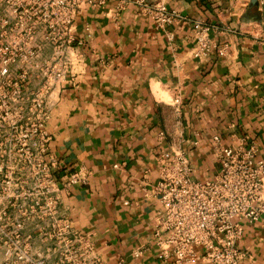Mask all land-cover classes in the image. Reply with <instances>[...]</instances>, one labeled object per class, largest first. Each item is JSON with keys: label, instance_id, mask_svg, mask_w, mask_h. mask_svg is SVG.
<instances>
[{"label": "crops", "instance_id": "1", "mask_svg": "<svg viewBox=\"0 0 264 264\" xmlns=\"http://www.w3.org/2000/svg\"><path fill=\"white\" fill-rule=\"evenodd\" d=\"M167 6L183 20L164 31L134 8L116 18L87 9L75 32L83 46L69 54L67 82L52 95L46 130L55 177L59 185L74 171L88 177L86 186L61 192L59 211L91 237L106 264H162L152 245L161 154L184 151L198 182L218 171L213 137L224 147L254 145L264 156V6L259 0ZM197 24L225 49L223 57L217 50L194 57ZM42 53L44 60L51 54ZM138 249L143 255L133 259ZM239 250L241 264H264L260 224L244 225Z\"/></svg>", "mask_w": 264, "mask_h": 264}, {"label": "built area", "instance_id": "2", "mask_svg": "<svg viewBox=\"0 0 264 264\" xmlns=\"http://www.w3.org/2000/svg\"><path fill=\"white\" fill-rule=\"evenodd\" d=\"M167 1L0 0V264H106L91 237L75 230L59 211L61 192L86 186L88 177L74 171L61 185L55 177L58 163L48 154L52 137L46 130L55 105L52 95L67 82L69 54L83 46L75 32L87 9L116 18L134 8L164 31L183 20ZM259 3L264 6V0ZM207 33L195 25L194 57L201 60L213 50L223 57L225 49L211 44ZM47 51L51 54L44 60L42 52ZM27 60H33V93L17 89L6 95L7 80L14 86L29 82L28 72L22 71L11 82L6 69ZM180 105L173 101L176 112ZM212 148L218 171L204 182L196 181L181 149L156 160L152 196L159 207L152 245L162 264H241L244 225L264 229V156L243 141L224 147L218 137H213ZM23 164L33 170V206L22 205ZM142 255L138 249L132 258Z\"/></svg>", "mask_w": 264, "mask_h": 264}, {"label": "rangeland", "instance_id": "3", "mask_svg": "<svg viewBox=\"0 0 264 264\" xmlns=\"http://www.w3.org/2000/svg\"><path fill=\"white\" fill-rule=\"evenodd\" d=\"M15 54H7V58H13ZM28 62H25L23 64L18 63L17 65H11V67L7 68V76L11 82L14 78L19 77V72H28V81L26 83H18L14 86V84H9L7 80V84L5 85V92L6 95H10L14 92V90L19 89L21 93H26L27 96H30L33 93V60H27ZM29 61H31L29 63ZM4 93L2 91V87L0 85V95ZM7 102V101H6ZM26 101H24V104ZM7 107H13L11 103L7 102ZM1 108V105H0ZM30 174L33 176V170L31 172L30 165L29 164H23L22 165V205L23 206H33V181H29ZM28 260H30L33 263V257H29Z\"/></svg>", "mask_w": 264, "mask_h": 264}]
</instances>
